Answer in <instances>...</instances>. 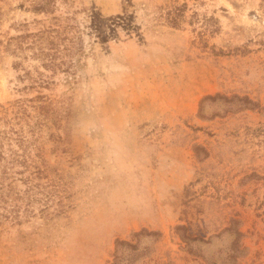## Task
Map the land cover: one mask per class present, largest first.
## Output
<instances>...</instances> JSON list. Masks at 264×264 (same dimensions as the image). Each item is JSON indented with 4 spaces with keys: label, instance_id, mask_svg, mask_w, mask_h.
<instances>
[{
    "label": "rangeland",
    "instance_id": "1",
    "mask_svg": "<svg viewBox=\"0 0 264 264\" xmlns=\"http://www.w3.org/2000/svg\"><path fill=\"white\" fill-rule=\"evenodd\" d=\"M0 149V264H264V0H0Z\"/></svg>",
    "mask_w": 264,
    "mask_h": 264
},
{
    "label": "trees",
    "instance_id": "2",
    "mask_svg": "<svg viewBox=\"0 0 264 264\" xmlns=\"http://www.w3.org/2000/svg\"><path fill=\"white\" fill-rule=\"evenodd\" d=\"M171 20H172L171 22H175L174 19H171ZM34 36H37V34L36 33H34V34L33 33H26V34H19L16 36L9 37L7 42H6L5 48L7 50H9L11 53L16 54L18 51H20L24 48V46H23L24 40H26L28 37H34ZM27 46H29V45L27 44ZM35 54H37V56L40 57L41 60L46 61V62H44V66L47 68L54 70L55 68L60 66V64H56L53 61L54 53H50V52H47V51L40 49ZM3 158H4V156L2 155V151L0 149V161ZM1 167H2V169H1V175H0V200H4L5 197L9 196V192H5L6 194L3 193V191H4L3 189L5 187L3 185L2 180L8 179L9 176H8L7 171L5 169L6 163L1 165ZM11 189L12 188H11L10 184H8V188H6V190L10 191Z\"/></svg>",
    "mask_w": 264,
    "mask_h": 264
}]
</instances>
